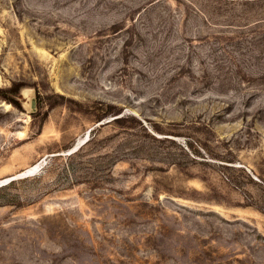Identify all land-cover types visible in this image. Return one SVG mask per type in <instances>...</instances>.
I'll use <instances>...</instances> for the list:
<instances>
[{"label": "rangeland", "instance_id": "obj_1", "mask_svg": "<svg viewBox=\"0 0 264 264\" xmlns=\"http://www.w3.org/2000/svg\"><path fill=\"white\" fill-rule=\"evenodd\" d=\"M0 264H264V0H0Z\"/></svg>", "mask_w": 264, "mask_h": 264}, {"label": "bare ground", "instance_id": "obj_2", "mask_svg": "<svg viewBox=\"0 0 264 264\" xmlns=\"http://www.w3.org/2000/svg\"><path fill=\"white\" fill-rule=\"evenodd\" d=\"M39 163H40V162H39ZM40 164H41V163H40ZM38 168H39V167H38ZM30 169H31L30 172H32V171H33L32 169H35V168H34V167H31ZM26 171H27V170H26Z\"/></svg>", "mask_w": 264, "mask_h": 264}, {"label": "water", "instance_id": "obj_3", "mask_svg": "<svg viewBox=\"0 0 264 264\" xmlns=\"http://www.w3.org/2000/svg\"><path fill=\"white\" fill-rule=\"evenodd\" d=\"M32 107L35 108V103H34V101L32 102Z\"/></svg>", "mask_w": 264, "mask_h": 264}]
</instances>
